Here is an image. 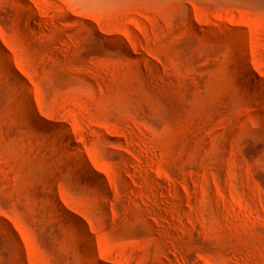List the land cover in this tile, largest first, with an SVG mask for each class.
I'll return each instance as SVG.
<instances>
[{"label": "rangeland", "instance_id": "1", "mask_svg": "<svg viewBox=\"0 0 264 264\" xmlns=\"http://www.w3.org/2000/svg\"><path fill=\"white\" fill-rule=\"evenodd\" d=\"M87 248L264 264V12L0 0V264Z\"/></svg>", "mask_w": 264, "mask_h": 264}, {"label": "bare ground", "instance_id": "2", "mask_svg": "<svg viewBox=\"0 0 264 264\" xmlns=\"http://www.w3.org/2000/svg\"><path fill=\"white\" fill-rule=\"evenodd\" d=\"M74 4L76 5H87V6H97V7H102V6H114V5H120V4H126V3H134L137 1H144V0H71ZM147 1H154V2H164V1H172V0H147ZM179 2H184V3H190L194 5L195 7H199L201 5L205 4H213V5H229V6H235V7H242L245 9H250L253 11H259V12H264V0H175ZM237 65L238 67L246 74V66L244 60L239 57L237 59ZM248 77V75H246ZM37 122L40 121V119H36ZM36 122V124H37ZM81 166L85 168V170L91 174L89 166L85 163L84 160L80 159L79 160ZM99 180V179H98ZM82 232V230H80ZM86 254L89 257V260L91 264H98L97 259L93 256V253L89 248L86 250Z\"/></svg>", "mask_w": 264, "mask_h": 264}]
</instances>
